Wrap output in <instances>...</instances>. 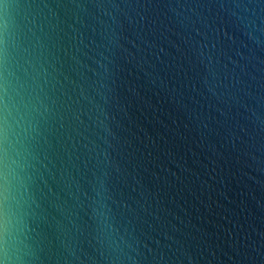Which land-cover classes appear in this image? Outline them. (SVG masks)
I'll return each instance as SVG.
<instances>
[{
  "label": "water",
  "instance_id": "1",
  "mask_svg": "<svg viewBox=\"0 0 264 264\" xmlns=\"http://www.w3.org/2000/svg\"><path fill=\"white\" fill-rule=\"evenodd\" d=\"M0 264H264V0H0Z\"/></svg>",
  "mask_w": 264,
  "mask_h": 264
}]
</instances>
